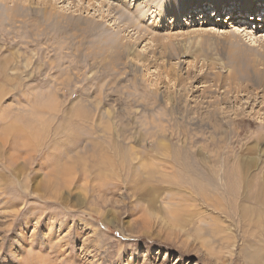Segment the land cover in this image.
Here are the masks:
<instances>
[{"label": "rangeland", "instance_id": "1", "mask_svg": "<svg viewBox=\"0 0 264 264\" xmlns=\"http://www.w3.org/2000/svg\"><path fill=\"white\" fill-rule=\"evenodd\" d=\"M227 1L206 24L120 0H0V261L264 264V67L224 37L263 56L264 10ZM110 36L166 48L177 78L126 64Z\"/></svg>", "mask_w": 264, "mask_h": 264}, {"label": "bare ground", "instance_id": "2", "mask_svg": "<svg viewBox=\"0 0 264 264\" xmlns=\"http://www.w3.org/2000/svg\"><path fill=\"white\" fill-rule=\"evenodd\" d=\"M107 1H110V0H100V3H105L106 4ZM117 1H119V0H117ZM154 1L155 0H120L122 6H130V5L132 6V5H134V8L139 9V10H143L142 8H145V7H150V8L153 7V8H155V7L158 6L156 11H158L160 14H164L168 10L173 11V12H175L177 14H181L183 12H185L186 14L190 13L192 15L198 14V15H201L200 18H202L203 21L206 20V24H208L209 22H212L213 20H215V18H216L218 13H221L220 16L223 17V12H224L223 8H225L226 6L227 7L230 6V5H228L229 3H228L227 0L226 1H224V0H159L160 2H156L155 4H153ZM258 4H260V7L257 10L255 7ZM121 8H123V7H121ZM247 10H249V13H251V14H255L256 11L264 10V0H248V3H244V2L237 3L234 6V10L232 12L234 14H238L239 11L244 12V11H247ZM224 37H226L228 40H231V41H228L230 44H227L226 47L229 50V52L231 53L233 58L242 57V56L249 57L251 66H254L256 68H261V65H263V67H264V54H263V56L262 55L259 56V54L256 53L253 49H249L246 45L241 44L240 41H239V38H241V37H239L238 34H233L232 35V37H233V39L235 41H232V39H230L231 36H224ZM109 38H110L111 42H114V47H112L110 49L113 50V53H115V54H117L119 56L121 55V60L125 59L126 64L132 62L133 65H134V62L138 61L139 63H142L144 66L149 65L147 67L148 70L150 69V66H152L153 68L156 66V69L159 68V67L160 68H164L165 71H166V75H167L166 78L167 79L170 78L169 80H173V78H174V80H175V78H177L178 74L176 75L175 72L173 71V70H175L174 64H176V63H174L171 66H167V64H165V63L164 64L158 63L159 60H166L164 58L165 56H169L168 53H167V49L166 48L160 49L157 53H151V54L145 55V54H143L142 51H139L136 48L131 47V46L127 45V44H124L122 41H121V43H115L116 42V36L115 37L114 36H110ZM262 45H264V44H262ZM174 47H178L179 48L177 43L174 45ZM185 54L186 53H183V55H185ZM119 56H115L114 59L115 60H118V58L120 59ZM150 58H151V60H150ZM169 60H171V59L167 58V61H169ZM169 65H170V63H169ZM172 71H173V75H172L173 78L171 79L170 75H171ZM178 83H180V82H178ZM43 106H41V107L43 108ZM51 110H52L51 108L48 109V111H51ZM44 111H46V110L44 109ZM35 115L37 116L36 112H35ZM19 123L21 124V122H19ZM20 124L16 125V126H19V129L21 128ZM23 125H25V124L23 123ZM16 126H14V125L10 126V129L12 130L10 132H12L13 134H16L15 138L17 140V134H19V130L17 129ZM213 126H215V125H213ZM26 130H25V132H26ZM34 130L36 131L37 128L35 127ZM22 134H24V133H22ZM25 136H26V134H25ZM31 137H33V136H31ZM20 139H25V137L19 138V140ZM16 140L13 142L14 145H16L15 143H17ZM25 140H27V138ZM260 191H263V190L261 189ZM255 195H257V194H255ZM259 195H261V194H259Z\"/></svg>", "mask_w": 264, "mask_h": 264}, {"label": "snow or ice", "instance_id": "3", "mask_svg": "<svg viewBox=\"0 0 264 264\" xmlns=\"http://www.w3.org/2000/svg\"><path fill=\"white\" fill-rule=\"evenodd\" d=\"M156 264H184V258L181 256L179 252L172 251L168 255L162 251L159 257L154 258ZM0 264H4L3 261H0ZM8 264H15L13 261H9ZM150 264L152 262L150 261Z\"/></svg>", "mask_w": 264, "mask_h": 264}]
</instances>
